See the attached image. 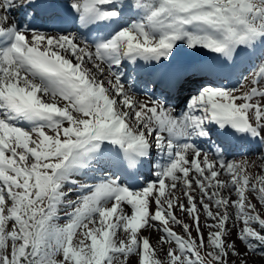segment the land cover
<instances>
[{"label":"snow or ice","instance_id":"1","mask_svg":"<svg viewBox=\"0 0 264 264\" xmlns=\"http://www.w3.org/2000/svg\"><path fill=\"white\" fill-rule=\"evenodd\" d=\"M261 149L264 0H0V264H255Z\"/></svg>","mask_w":264,"mask_h":264},{"label":"rangeland","instance_id":"2","mask_svg":"<svg viewBox=\"0 0 264 264\" xmlns=\"http://www.w3.org/2000/svg\"><path fill=\"white\" fill-rule=\"evenodd\" d=\"M182 55H183V53H182ZM261 163V162H260ZM259 163V164H260ZM258 164V165H259ZM177 232H179L180 231V229H179V227H177L176 229H175ZM205 231V234L207 233V229H205L204 230ZM146 235H148V233H145ZM159 235V233H152V240H153V242H155V239L157 238V236ZM242 247V246H241ZM249 256H250V259L251 260H253L254 262H255V264H264V257H260V256H258V255H255V256H253L252 254H249Z\"/></svg>","mask_w":264,"mask_h":264},{"label":"bare ground","instance_id":"3","mask_svg":"<svg viewBox=\"0 0 264 264\" xmlns=\"http://www.w3.org/2000/svg\"><path fill=\"white\" fill-rule=\"evenodd\" d=\"M188 92H191V91H188ZM261 151L264 152V149H261ZM256 155H259V153H256V152L252 153L253 157H255ZM256 163L258 165L260 163V161L257 160Z\"/></svg>","mask_w":264,"mask_h":264}]
</instances>
